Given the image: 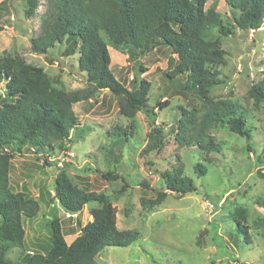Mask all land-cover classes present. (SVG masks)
Here are the masks:
<instances>
[{"label": "rangeland", "instance_id": "1", "mask_svg": "<svg viewBox=\"0 0 264 264\" xmlns=\"http://www.w3.org/2000/svg\"><path fill=\"white\" fill-rule=\"evenodd\" d=\"M46 5L47 0H40L36 14L26 18L24 3L10 1V14L6 16L9 23L0 30V54L22 56L27 64L42 68L47 76L57 79L64 91L86 90L89 86L85 73L78 69L77 55L61 56L65 45L56 44L45 54L30 50V40L41 32ZM212 5L232 34L222 37L213 31L209 36L219 40L226 52L225 63L217 68L220 83L211 89L210 95L214 99L231 100L244 111L252 135L250 142L227 128L218 127L210 134L221 145L220 151L206 156L194 146L180 147L174 140V132L181 109H198L200 101L193 93L182 91L184 76L170 80L166 75L168 60H175V55L165 48L153 49L140 60L146 68L140 78L149 82L146 107L137 111L132 120L120 114L116 97L102 91L97 101L92 99L73 106L78 130L85 131L70 133L67 151L44 154L57 167L45 165L44 155L33 150L23 148L15 153L10 171L12 190L25 188L38 203L39 211L34 219L22 218L24 246L5 254L12 264H23L27 254L44 253L49 246L48 219L52 216L63 221L67 245L79 235L80 227L92 220L90 210L97 206L94 203L71 217L50 202L58 167L66 169L74 184L109 197L116 208L118 230L136 229L140 233V239L126 248H104L96 256V264H264V227L255 223L264 219V207L257 203L264 200V103L255 105L248 98L249 89L264 77V21L258 30L243 31L233 22L237 11L223 0H209L206 7ZM108 50L113 75L129 89L133 63L126 53ZM3 85L0 82V95ZM165 100L169 102L167 107H157V103ZM117 128L126 129V141L115 142L110 137ZM154 128L161 129L165 147L145 159L140 153ZM116 157L118 164L114 161ZM198 163L208 170L202 177L193 171ZM178 165L193 180L196 190L184 196L166 191L161 205L150 212L144 211L140 199H154L162 186L160 173ZM114 167L128 187L120 178L105 177ZM239 209L244 210V218ZM236 219L248 228L250 242L237 231Z\"/></svg>", "mask_w": 264, "mask_h": 264}, {"label": "trees", "instance_id": "2", "mask_svg": "<svg viewBox=\"0 0 264 264\" xmlns=\"http://www.w3.org/2000/svg\"><path fill=\"white\" fill-rule=\"evenodd\" d=\"M10 1L0 2V30L9 23L6 16L10 14ZM21 1L25 17L32 18L40 0ZM208 1L47 0L41 32L30 40V50L45 54L56 44L65 45L61 56L77 55L78 69L85 73L89 86L86 90L64 91L58 86L57 79L47 76L42 68L27 64L22 56L8 52L0 54V82H4L0 95V264H12L5 254L12 248L24 246L22 218L34 219L39 211L38 203L25 188L12 190L10 171L15 153L23 148L48 156L56 150L67 151L70 133L85 131L84 128L78 130L73 106L92 99L97 101L102 91L116 97L120 114L132 120L137 111L146 107L149 82L140 78L146 72L140 60L153 49L165 48L170 55H175V60H168L166 75L170 80L184 76L182 91L193 93L200 101L198 109H181L174 132V140L180 147L194 146L206 156L220 151L221 145L210 134L218 127L227 128L250 142L252 135L244 111L231 100L214 99L210 95L211 89L220 83L217 68L225 63L226 52L219 40L209 39V36L213 31L222 37L232 32L223 26L215 6L206 7ZM223 1L238 12L233 17L236 28L246 31L261 27L264 0ZM109 48L126 53L133 63L134 74L129 89L111 71ZM248 98L255 105L264 103V77L249 89ZM168 104L165 100L162 104L157 103V107L163 109ZM150 115H154L153 110ZM110 137L115 142L126 141V129L117 128ZM165 143L161 129H152L141 157L146 159L151 153H160ZM247 147L250 149L248 144ZM46 155L43 156L45 165L57 167ZM118 160L119 157L114 159L116 164ZM183 171L178 165L160 173L161 189L154 199H140L142 209L150 212L161 205L166 191L178 196L194 192L193 180ZM193 171L199 177L208 173L201 163L196 164ZM105 177L120 178L128 187L118 168L114 167V171ZM52 191L50 202L56 203L71 217L78 215L86 205L96 204L90 210L92 220L80 227L79 235L67 245L63 221L52 216L48 219L49 246L44 253L24 256L23 264H96L95 258L104 248H126L140 239L136 229H117L116 208L108 196L74 184L64 167L57 168ZM257 203L264 207L263 199ZM239 210L244 218V210ZM128 214L126 209L125 215ZM255 223L264 227V219ZM236 225L237 231L250 242L248 228L237 219Z\"/></svg>", "mask_w": 264, "mask_h": 264}, {"label": "built area", "instance_id": "3", "mask_svg": "<svg viewBox=\"0 0 264 264\" xmlns=\"http://www.w3.org/2000/svg\"><path fill=\"white\" fill-rule=\"evenodd\" d=\"M69 155H70V156L72 155L71 157H73V156H74L72 153H70ZM67 157L69 158V156H68V155H67ZM210 206L212 207V205H210Z\"/></svg>", "mask_w": 264, "mask_h": 264}]
</instances>
